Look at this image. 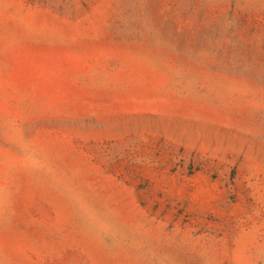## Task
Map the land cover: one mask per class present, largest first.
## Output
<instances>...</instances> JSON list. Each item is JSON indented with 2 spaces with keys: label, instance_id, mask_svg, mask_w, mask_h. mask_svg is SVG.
I'll return each mask as SVG.
<instances>
[{
  "label": "rangeland",
  "instance_id": "1",
  "mask_svg": "<svg viewBox=\"0 0 264 264\" xmlns=\"http://www.w3.org/2000/svg\"><path fill=\"white\" fill-rule=\"evenodd\" d=\"M0 264H264V0H0Z\"/></svg>",
  "mask_w": 264,
  "mask_h": 264
}]
</instances>
